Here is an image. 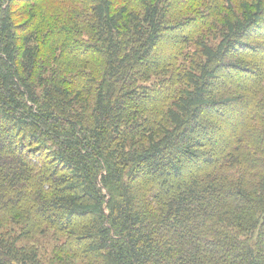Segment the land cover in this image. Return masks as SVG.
<instances>
[{
    "label": "trees",
    "instance_id": "obj_1",
    "mask_svg": "<svg viewBox=\"0 0 264 264\" xmlns=\"http://www.w3.org/2000/svg\"><path fill=\"white\" fill-rule=\"evenodd\" d=\"M43 229L55 264H264V0H0V264H53Z\"/></svg>",
    "mask_w": 264,
    "mask_h": 264
},
{
    "label": "rangeland",
    "instance_id": "obj_2",
    "mask_svg": "<svg viewBox=\"0 0 264 264\" xmlns=\"http://www.w3.org/2000/svg\"><path fill=\"white\" fill-rule=\"evenodd\" d=\"M254 52V51H253ZM257 55H261V49H257L255 52ZM222 74H225V71L222 70ZM51 231L47 229H43L40 231H36L33 233L28 239L23 242L32 243L34 242L38 247H40V251L43 254L44 260L47 262L55 264V260H53V247L56 244V241L60 240L58 237L51 236Z\"/></svg>",
    "mask_w": 264,
    "mask_h": 264
}]
</instances>
